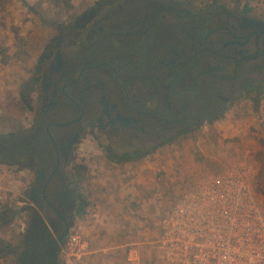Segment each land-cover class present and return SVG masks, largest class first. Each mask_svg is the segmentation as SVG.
Here are the masks:
<instances>
[{
	"label": "flooded vegetation",
	"instance_id": "af4514ba",
	"mask_svg": "<svg viewBox=\"0 0 264 264\" xmlns=\"http://www.w3.org/2000/svg\"><path fill=\"white\" fill-rule=\"evenodd\" d=\"M79 28L46 46L37 69L22 217L7 224L19 222L18 264H62L84 208L68 168L85 142L107 144L114 160L150 159L264 97V9L104 0Z\"/></svg>",
	"mask_w": 264,
	"mask_h": 264
},
{
	"label": "rangeland",
	"instance_id": "374dc122",
	"mask_svg": "<svg viewBox=\"0 0 264 264\" xmlns=\"http://www.w3.org/2000/svg\"><path fill=\"white\" fill-rule=\"evenodd\" d=\"M219 1H238L264 9V0ZM103 2L0 0V134L24 133L32 129L37 109V69L46 46L73 41L84 18ZM107 147L105 143L85 142L80 150L82 159L68 168L72 187L89 206L83 208L70 234L79 236L80 241L72 245L69 236L61 253L62 264H91L89 257L84 255L92 248L84 230L92 227L98 218L91 205L120 199L118 189L124 186V175L131 180L136 170L146 169L147 175L153 176L152 185L158 190L156 198L165 207L162 216L178 195L200 176L221 171L245 158L257 165L258 184L264 185V97L247 102L244 110L229 112L222 121L195 132L182 143L167 146L150 159L114 160L106 155ZM27 167L0 164V195L3 197L0 212L11 206L18 218L22 217L19 208ZM18 226V219L11 227L0 224V264H18L8 250L9 244L16 239ZM107 243L101 242L99 246L108 247Z\"/></svg>",
	"mask_w": 264,
	"mask_h": 264
},
{
	"label": "built area",
	"instance_id": "2783aa9c",
	"mask_svg": "<svg viewBox=\"0 0 264 264\" xmlns=\"http://www.w3.org/2000/svg\"><path fill=\"white\" fill-rule=\"evenodd\" d=\"M258 174L257 165L245 158L184 189L161 218V235L152 243L156 264H264ZM79 241L70 236L72 245ZM128 261L138 262L139 252Z\"/></svg>",
	"mask_w": 264,
	"mask_h": 264
},
{
	"label": "crops",
	"instance_id": "0c3cea01",
	"mask_svg": "<svg viewBox=\"0 0 264 264\" xmlns=\"http://www.w3.org/2000/svg\"><path fill=\"white\" fill-rule=\"evenodd\" d=\"M139 171L131 180L124 175V186L118 189L120 199L91 205L98 213L94 225L84 230L92 247L84 255L91 264H156L152 243L161 235L165 207L156 198L158 190L152 185L153 176L147 175L146 169ZM101 242L112 245L102 248ZM134 250L139 252V261L129 262L128 256Z\"/></svg>",
	"mask_w": 264,
	"mask_h": 264
},
{
	"label": "trees",
	"instance_id": "16d2710c",
	"mask_svg": "<svg viewBox=\"0 0 264 264\" xmlns=\"http://www.w3.org/2000/svg\"><path fill=\"white\" fill-rule=\"evenodd\" d=\"M32 133H11L7 135L0 134V164L14 167L24 165L25 159L28 157L29 148L32 146ZM260 191L264 193V185H259ZM89 203L83 201V207L87 208ZM15 211L6 208L0 212V224L6 225L10 217L15 218ZM10 252V248L8 246Z\"/></svg>",
	"mask_w": 264,
	"mask_h": 264
},
{
	"label": "water",
	"instance_id": "95a60500",
	"mask_svg": "<svg viewBox=\"0 0 264 264\" xmlns=\"http://www.w3.org/2000/svg\"><path fill=\"white\" fill-rule=\"evenodd\" d=\"M51 138H52V141H54V140H53V137H51Z\"/></svg>",
	"mask_w": 264,
	"mask_h": 264
}]
</instances>
